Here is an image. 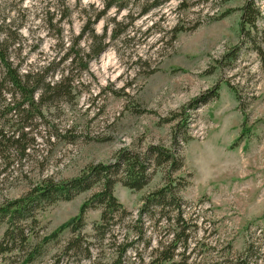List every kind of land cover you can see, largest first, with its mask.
<instances>
[{"label":"rangeland","instance_id":"rangeland-1","mask_svg":"<svg viewBox=\"0 0 264 264\" xmlns=\"http://www.w3.org/2000/svg\"><path fill=\"white\" fill-rule=\"evenodd\" d=\"M108 1L66 0L71 16L60 34L62 0H0V22L19 35L20 50L13 56L25 58L23 71L58 62ZM148 1L132 0L121 12L113 8L92 27L98 35L107 34L109 47L76 82V100L52 108L44 124L32 130L29 156L13 158L11 166L0 163V205L22 198L44 179L63 182L90 165L112 163L122 149L170 147L175 127L188 119L193 140L184 146L185 168L175 174L191 182L182 195L189 215L199 219L187 264H212L231 247L242 252L264 228V70L257 54L242 43L246 0H173L142 16ZM258 4L264 39V0ZM114 20L122 34L113 40ZM178 28L185 31L174 37ZM90 42L86 37L80 46L87 51ZM232 50L237 59L230 68L224 57ZM215 90L217 99L201 101ZM164 175L159 170L141 191L118 184L115 196L136 213L142 199L163 185ZM96 190L39 211L37 238L78 216ZM100 218V209L86 214V235H93ZM4 231L0 228V240ZM71 237L65 231L44 246L38 263L87 264L62 253Z\"/></svg>","mask_w":264,"mask_h":264},{"label":"trees","instance_id":"trees-1","mask_svg":"<svg viewBox=\"0 0 264 264\" xmlns=\"http://www.w3.org/2000/svg\"><path fill=\"white\" fill-rule=\"evenodd\" d=\"M171 1H148L141 14L145 16ZM259 1L246 0L241 9L242 43L249 45L257 54L264 70V39L259 28L263 12ZM131 2L109 0L105 9L93 20L89 19L83 32L74 37L72 46L58 62L26 72L23 71L25 58L13 56V50H20L17 30L7 29L12 25L6 24L5 20L0 22L2 166H11L15 157L20 160L27 158L32 148L28 137L32 130L44 124L47 112L52 108L60 110L62 104H72L76 100V82L89 70L90 63L109 47L107 34L98 35L92 27L113 8L118 12L128 10ZM61 4L63 9L57 21L60 34L63 33L62 25L71 16L66 0ZM53 20L51 18L49 22L52 24ZM114 25L113 40L122 34L116 29L121 24L114 20ZM183 31V28L176 29L174 37ZM86 37L91 41L87 51L80 46ZM236 59V51H230L224 57L225 65L232 68L231 64ZM67 63L69 67L65 66ZM74 70L78 71V77ZM217 90L209 92L201 101L207 103L217 99ZM187 124L188 119L175 127L170 147L152 145L142 152L122 149L112 163L90 165L81 175L63 182L44 179L22 198L0 205V228L5 227L0 240V264H12L10 260L17 257L21 259L19 264H39L44 246L56 241L65 231H69L72 237L65 243L62 253L67 257L77 256L87 264H187L189 247L199 230V219L194 220L189 215V204L182 195L191 182L175 177L185 168L184 146L193 140ZM159 170L165 174L163 185L142 199L136 213L128 211L115 196V187L121 184L129 190L141 191ZM94 190L96 192L84 202L78 216L51 235L41 240L37 238L39 211ZM98 209L101 210L100 221L93 224L94 233L88 236L84 233L86 214ZM150 234L154 235L151 237ZM258 234L260 238L249 241L242 252L233 253L229 247V255L218 256L212 264H264V228ZM156 237L160 240H156L157 246L154 247ZM146 251H150L148 258L143 256Z\"/></svg>","mask_w":264,"mask_h":264}]
</instances>
